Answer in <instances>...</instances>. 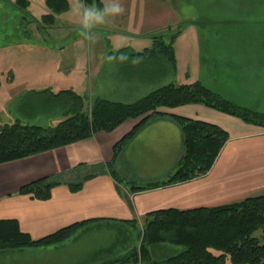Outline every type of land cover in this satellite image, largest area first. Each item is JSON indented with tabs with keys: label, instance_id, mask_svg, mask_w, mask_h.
Listing matches in <instances>:
<instances>
[{
	"label": "crops",
	"instance_id": "1",
	"mask_svg": "<svg viewBox=\"0 0 264 264\" xmlns=\"http://www.w3.org/2000/svg\"><path fill=\"white\" fill-rule=\"evenodd\" d=\"M113 1L109 7L119 4L115 1L113 4ZM124 14L127 18L128 10L124 9L119 15ZM118 19L106 16V23L103 25H106L108 31L100 38L99 35L96 36L103 42L108 40L111 47H94L86 52L82 49L84 58L80 57L79 50L74 51L75 54L69 58L70 53H67L65 47L46 52L55 57L56 61H53L51 67L56 74L77 72L79 80L70 86L78 93L86 95L89 102L97 96L109 99H112L108 97L110 94L119 97L132 94L137 96L172 81L191 83L199 79L233 102L264 104V46L256 49L244 47L234 57L229 58L227 63L218 62L215 56L208 61V29L191 26L188 28V36L179 41L180 35L187 32L185 28L175 40L176 71L172 72L166 63L157 59H141L139 63L133 64L131 59L136 57L131 53L140 52L150 46L147 34L154 31H146L129 20L128 24L120 26V22L113 21ZM180 20L173 22L178 23ZM121 52L128 54L130 59L123 63L108 61L109 55H118ZM56 54L60 57H56ZM178 55L179 63L180 60L186 61L185 66L180 69L177 66ZM61 64L64 67H60ZM61 78L59 80L51 76L50 80H42L38 87H52L56 90L70 88L61 82ZM24 102L28 103V99L19 91H8L4 85L0 86V128L18 117L27 116L22 114L28 112L24 108ZM252 108L264 112L262 106ZM159 111L161 114H154L148 119L116 161V169L126 180L124 182H118L105 169L85 180L78 191H72L67 183H63L53 188L49 199H37L19 193L22 185L40 177L61 175L65 181L78 180L94 165L111 161L116 142L129 133L143 117L127 119L112 131H97L85 139L0 163V219H17L21 229L34 239L47 236L75 222L93 219L65 241L24 249H36V253L45 254L44 264H82L83 259L78 257L65 260L63 249L68 248L70 243L75 242L85 232L107 230V234L112 235L111 241L98 248L94 247L88 254L89 260H93L88 262L102 264L125 255L135 244L139 245L138 232L144 223L145 214L149 211L217 206L264 194V127L245 122L237 116L202 103L164 106ZM170 115L218 124L229 132L230 138L206 174L184 182L138 191L130 190L127 181L143 184L160 180L177 167L183 153L184 135L181 127ZM60 119L61 117H56L52 122L57 124ZM135 145H141L152 152L146 156L145 162L149 169L142 170L143 174H147L143 175V179L135 178L136 161L128 158L129 151ZM133 220L137 221L136 224ZM167 245L169 244L155 247L158 250L172 248V245ZM138 264L146 263L139 261Z\"/></svg>",
	"mask_w": 264,
	"mask_h": 264
},
{
	"label": "trees",
	"instance_id": "2",
	"mask_svg": "<svg viewBox=\"0 0 264 264\" xmlns=\"http://www.w3.org/2000/svg\"><path fill=\"white\" fill-rule=\"evenodd\" d=\"M21 1L22 5L27 6L29 3ZM83 1L100 9L105 6L104 0ZM45 3L49 13L42 17L44 25L54 24L57 16L68 11L71 6L70 0H45ZM152 37L153 44L150 47L132 52L131 55L163 61L175 72V36L168 42L162 35ZM23 97L28 99V103H23L24 108L32 111L31 114L61 119L52 125L32 124L22 117L5 123L0 128V163L85 139L97 131H112L127 119L143 117L129 133L116 142L112 160L94 165L81 179L65 181L61 175H46L21 186L19 193L37 199H49L53 188L63 183H67L72 191H78L85 180L105 169L118 182L126 181L116 169L117 159L148 119L154 114H161L159 109L164 106L202 103L237 116L245 122L264 127V112L235 104L199 79L191 83L172 81L163 84L133 102L100 96L89 102L86 95L73 88L54 90L52 87L27 91ZM35 98L39 99V104ZM54 103L57 107H54ZM170 116L181 127L184 135L183 153L177 167L160 180L143 184L127 181L130 190L184 182L206 174L230 138L229 132L218 124L180 115ZM89 221L93 219L75 222L47 236L34 239L21 229L17 219H0V250L59 243L70 238ZM136 222L133 220L134 224ZM138 236L139 245L135 244L125 255L102 264H138L141 259L146 264H264V194L217 206L152 210L145 214ZM161 244L177 247V251L163 259H154L152 247Z\"/></svg>",
	"mask_w": 264,
	"mask_h": 264
},
{
	"label": "rangeland",
	"instance_id": "3",
	"mask_svg": "<svg viewBox=\"0 0 264 264\" xmlns=\"http://www.w3.org/2000/svg\"><path fill=\"white\" fill-rule=\"evenodd\" d=\"M24 1L29 2L27 6L22 5V1L20 2V0H0V86L4 85L8 91H12V89L14 92L19 91L24 96L27 91L42 89L43 87H38L41 81L45 79L50 80L52 76L59 80L62 77L61 82L72 88L70 85L75 83L76 80H79L77 72L69 71L66 75H61L60 72L56 74L51 67L53 61H56L55 57H51L46 52H49L48 50L65 47L67 48V53H70L68 54L69 58L77 50H79L80 57L84 58L85 55L82 49L86 52L89 48L104 49L111 47L112 45L108 44V40H104L105 42H103L99 39L108 31L106 25L102 24L92 29H85L84 36L80 34L81 17L74 11V7L77 2L85 6H91L84 4L83 0H70L71 6L68 12L59 14L55 23L52 25H44L41 22L43 15L49 13L45 0ZM104 1L105 5L108 4L109 6L112 0ZM114 1L118 2L125 10H128L129 16L127 18L125 14L112 16V19L119 18L113 21H118V23L120 22L119 25L123 26L128 24L129 20V22L132 21L134 24L137 23L142 26L146 31H154L147 34L151 42L150 46L153 44L152 35H162L164 40L168 42L172 39L173 35L176 40L177 36L186 28L187 32L184 31L180 35L181 38L179 41L181 42L182 37L188 36V28L191 26L196 29L198 27L208 29V61L212 56H215L218 62L227 63L229 58L234 57L244 47L256 49L257 47L262 46L263 48L264 46V0ZM114 1L113 4H115ZM176 19L181 20L178 23H175L176 21L173 22ZM97 35H99V38L96 37ZM94 36V41L89 39ZM89 52H87L88 57ZM56 57H60V55L56 54ZM185 64V60H180L179 63L178 55V69L183 68ZM60 67H64V65L61 64ZM62 69L64 70V68ZM34 82L35 84H33ZM147 92L148 90L137 94V96L132 94L121 96L122 98L112 96L115 94H110L111 96L108 97L112 99H123L124 101H133L145 95ZM35 99L36 103L39 104V99ZM36 103L34 102V104ZM234 103L253 110L257 109L252 107H264V104ZM54 107H57L56 103H54ZM31 113L32 111L29 109L28 113L22 112V114L27 115L24 116V121L40 125L54 124L52 119L55 117ZM150 154L152 152L141 145H135L129 151L128 158L136 161V179H143V175H147L143 174L142 170L149 169L145 160H147L146 156ZM138 181L141 182V180ZM257 234L259 235L260 231ZM111 236L107 234V230L85 232L75 239V242L70 243L68 248L63 249V254H65L63 258L65 260H71L78 257L80 260L83 259L82 264H92L94 262H88L93 261L89 260L88 254L94 247L98 248L110 242ZM24 248L0 250V264H44L46 262L44 259L45 254L36 253V249ZM172 248L158 250L153 246V258L163 259L174 254L177 251L175 249L177 247L172 246ZM140 261L142 262L143 260L141 259Z\"/></svg>",
	"mask_w": 264,
	"mask_h": 264
},
{
	"label": "clouds",
	"instance_id": "4",
	"mask_svg": "<svg viewBox=\"0 0 264 264\" xmlns=\"http://www.w3.org/2000/svg\"><path fill=\"white\" fill-rule=\"evenodd\" d=\"M74 11L80 15L81 19H80V24H81V35L84 36L85 29H92L97 25H102L105 22V17L106 16H117L119 14H121L123 12V8L118 4L112 7H109L108 4H106L104 6L103 9L97 8L95 5H91V6H85L79 2H77V4L74 7ZM91 40H95V36L89 38ZM109 62H126L130 59L129 55L126 53H119L117 54H113V55H109L107 57ZM141 60V58L136 57V58H132L131 62L133 64H137L139 63Z\"/></svg>",
	"mask_w": 264,
	"mask_h": 264
}]
</instances>
